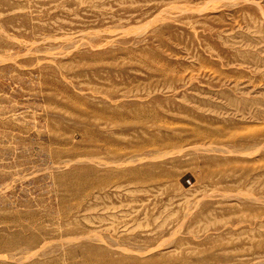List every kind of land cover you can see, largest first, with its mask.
<instances>
[{"label":"rangeland","instance_id":"obj_1","mask_svg":"<svg viewBox=\"0 0 264 264\" xmlns=\"http://www.w3.org/2000/svg\"><path fill=\"white\" fill-rule=\"evenodd\" d=\"M0 264H264V0H0Z\"/></svg>","mask_w":264,"mask_h":264},{"label":"bare ground","instance_id":"obj_2","mask_svg":"<svg viewBox=\"0 0 264 264\" xmlns=\"http://www.w3.org/2000/svg\"><path fill=\"white\" fill-rule=\"evenodd\" d=\"M145 26V25H144ZM107 95L109 96V95H111V92H108L107 93ZM104 106H105V108L107 109V110H111V111H119V110H123V109H125V107H126V105L124 104V103H122V104H113V103H109V102H106L105 104H104ZM104 108V109H105ZM133 162V159H132V157H129V158H127V164H129L130 166L127 168V170H125V172L127 173V174H129L130 175V177H129V181H130V183L131 184H135V183H137V182H144L145 180H146V175H144L143 173H140L139 174V172H140V170L141 169H139L138 167H136V166H133V165H131V163ZM64 182V181H63ZM122 184H120L119 185V187L121 186ZM134 189H136V188H134ZM133 189V190H134ZM194 209V208H193ZM207 221V220H206ZM216 221V220H215ZM209 222V221H208ZM208 225V224H207ZM71 226V225H70ZM198 226V225H197ZM82 229V228H81ZM117 229V228H116ZM75 230H76V228H75ZM149 230H151V229H149ZM116 231V230H115ZM120 232V231H119ZM118 232V233H119ZM80 233V232H79ZM132 233V232H131ZM90 234H92V231H91V233ZM94 234V233H93ZM95 234H97V233H95ZM77 235V234H76ZM117 235V234H116ZM84 236V235H83ZM93 236V235H92ZM96 236V235H95ZM88 237V236H87ZM140 237V236H139ZM143 237V236H142ZM218 237H220V235L218 236ZM73 238V237H72ZM76 238V237H75ZM89 238V237H88ZM68 240H70V239H68ZM145 240V239H144ZM63 241H65V240H63ZM184 242V241H183ZM94 244V243H93ZM92 244V245H93ZM103 247V246H102ZM112 247V246H111ZM113 250V249H112ZM115 250H113V252H114ZM70 253V252H69ZM93 253H94V251H93ZM71 254V253H70ZM110 254H108L107 256H109ZM119 256V255H118ZM106 257V256H105ZM27 259V258H26ZM107 262V261H106ZM105 262V263H106ZM135 263V262H134Z\"/></svg>","mask_w":264,"mask_h":264}]
</instances>
